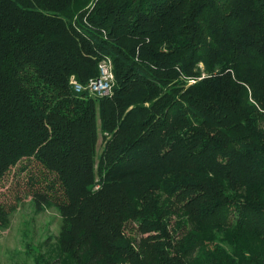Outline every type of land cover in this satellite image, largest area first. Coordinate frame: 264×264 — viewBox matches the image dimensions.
I'll list each match as a JSON object with an SVG mask.
<instances>
[{
  "label": "trees",
  "instance_id": "trees-1",
  "mask_svg": "<svg viewBox=\"0 0 264 264\" xmlns=\"http://www.w3.org/2000/svg\"><path fill=\"white\" fill-rule=\"evenodd\" d=\"M23 161L63 221L35 264H264V0H0V183Z\"/></svg>",
  "mask_w": 264,
  "mask_h": 264
},
{
  "label": "rangeland",
  "instance_id": "rangeland-1",
  "mask_svg": "<svg viewBox=\"0 0 264 264\" xmlns=\"http://www.w3.org/2000/svg\"><path fill=\"white\" fill-rule=\"evenodd\" d=\"M101 143L99 153L101 152ZM28 164V169L20 170ZM40 168L35 163L23 161L7 174L0 183V204L9 212L6 226L0 227V264H35L38 253L45 252L56 240L62 227V217L54 207L37 209L33 197L42 188L30 183V178H40ZM128 236L138 235L136 226L122 225Z\"/></svg>",
  "mask_w": 264,
  "mask_h": 264
},
{
  "label": "built area",
  "instance_id": "built-area-1",
  "mask_svg": "<svg viewBox=\"0 0 264 264\" xmlns=\"http://www.w3.org/2000/svg\"><path fill=\"white\" fill-rule=\"evenodd\" d=\"M74 90L77 93L87 91L91 96L103 98L112 94L114 85L113 66L110 59H105L99 64V75L89 80L86 86L72 81Z\"/></svg>",
  "mask_w": 264,
  "mask_h": 264
}]
</instances>
